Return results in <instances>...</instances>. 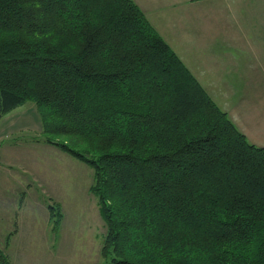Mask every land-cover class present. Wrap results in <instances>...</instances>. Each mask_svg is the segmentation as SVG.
<instances>
[{"label":"trees","instance_id":"trees-1","mask_svg":"<svg viewBox=\"0 0 264 264\" xmlns=\"http://www.w3.org/2000/svg\"><path fill=\"white\" fill-rule=\"evenodd\" d=\"M29 101L93 170L106 264H264V146L134 0H0V118Z\"/></svg>","mask_w":264,"mask_h":264},{"label":"rangeland","instance_id":"rangeland-1","mask_svg":"<svg viewBox=\"0 0 264 264\" xmlns=\"http://www.w3.org/2000/svg\"><path fill=\"white\" fill-rule=\"evenodd\" d=\"M255 25L250 41L259 57L247 56L251 43L242 34L232 38L239 31L233 26L225 30L233 36H204L195 46L202 56L216 54L198 64L201 83L248 141L264 146V80L245 77L258 75L264 60V25ZM188 40L193 44L195 38ZM9 116L11 123H3ZM43 138L33 102L0 118V252L8 264H106L100 255L104 222L89 191L93 170ZM51 203H58L62 214L56 232L49 221Z\"/></svg>","mask_w":264,"mask_h":264},{"label":"crops","instance_id":"crops-1","mask_svg":"<svg viewBox=\"0 0 264 264\" xmlns=\"http://www.w3.org/2000/svg\"><path fill=\"white\" fill-rule=\"evenodd\" d=\"M134 1L144 12L151 25L174 50V52L179 56L185 66L191 71V73L195 76V78L199 81V83L204 87L206 91V82H204V84L201 83V80H205L204 75L201 72V68L198 64L201 62L205 63L207 57L210 58L211 56L215 58L216 54L213 53L211 55L204 56L199 54L198 46L196 47L195 45L202 42V37L214 34L220 35L221 33L223 37L221 36L220 38L233 36V34H226L225 31L233 26L236 27V29L239 31H234V36L232 38L241 37L242 34L243 37L248 39L249 43H251L250 38L253 36L250 35L252 34L251 30H253L254 26H256L255 22H257L262 27L264 25V0ZM160 22H165L168 24ZM167 28H171L173 30V35H164V32H166ZM192 31L195 32L194 35H189L192 34ZM173 36H175L177 40L171 39ZM191 36H194L195 38L193 44H189L191 40L188 39ZM249 53H251V59L252 57L260 56V50L254 44V42L251 43V52L247 50V56L249 55ZM258 70L259 74L261 73L260 76L258 74L255 77L250 75H246L245 77L249 81H263V59L260 61ZM256 77L261 78L258 79ZM207 93L210 95L208 91ZM210 97L213 99L211 95ZM11 119L12 116H9L5 118V120H3V123H11ZM232 121L235 123L234 120Z\"/></svg>","mask_w":264,"mask_h":264}]
</instances>
